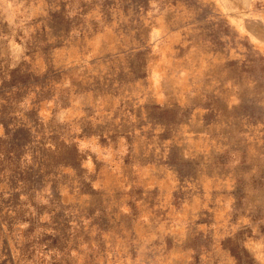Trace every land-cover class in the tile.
<instances>
[{
    "label": "clouds",
    "instance_id": "1",
    "mask_svg": "<svg viewBox=\"0 0 264 264\" xmlns=\"http://www.w3.org/2000/svg\"><path fill=\"white\" fill-rule=\"evenodd\" d=\"M83 3L90 6L89 14L81 17L85 24L98 19L104 0H99V6L97 0H83ZM197 3L203 5V15L183 31L191 32L199 25L213 33L224 45L227 59L236 62L232 65L235 72L224 82V87L229 89L228 109L232 115L229 139L234 138L238 146L229 165L233 169L230 190L215 201V223L202 235V230L194 227L190 245H184L183 237L173 240L174 251H181V245L189 247L201 264H264V0H197ZM147 4L150 7L147 16L141 7L135 18L119 11L113 15L111 8H104L105 15L113 16L115 27L141 20L150 31L141 45L137 43L140 38L136 32L128 30L124 45L127 64L122 71L117 69L116 81L111 77L107 81L101 78L96 85L77 88L64 83L67 91L63 92L62 106L59 92L50 99L45 93L54 89L57 80L63 77L57 49L65 39L77 40L80 35L75 27L58 26L57 20L70 21L76 13L66 15L61 10V0H0V85L8 82L0 95V115L5 117L3 108L6 102H12L11 95L17 99L29 97L19 104V110H26L30 100L39 95L45 104L33 123L39 121L43 127L30 126L29 136H35L38 142L39 128L40 135L55 134L64 141L67 149L61 166L75 169L73 175L82 188L90 186L103 192L107 178L126 196L125 185H136L135 177L141 173L142 164L161 165L162 171L173 167L169 162L170 133L177 125L184 124L192 112L207 115L209 124L215 116L196 85L187 86L192 72L176 60L184 53L177 50L170 59L157 51L159 60L149 55L147 49L166 44L169 26L165 16L174 10L170 0H147ZM121 39L125 37L122 35ZM43 60H47L46 75L42 74L43 70L34 72ZM120 81L127 86L121 87ZM212 83L215 85L216 81ZM116 88H120L122 95L110 111H104L101 102H92V93L100 95ZM121 100L125 102L123 108H120ZM245 100L246 110L242 109ZM41 115L45 117L42 121ZM149 135L151 140H147ZM0 138L7 139L3 123H0ZM145 141L142 155L140 146ZM45 144L53 147L50 140H45ZM149 154L152 160L145 159ZM179 155L181 163L194 159L191 152ZM4 159L0 154V160ZM204 159L208 162L207 156ZM32 160V152H25L21 163L26 167ZM3 174L0 172V176ZM25 184L19 176L11 187L0 184V264H172L174 257L167 251L168 233L163 231V226L147 236L125 233L123 238L114 234L102 237L87 227L88 220L83 224L72 220L67 222L70 227H66L60 198L67 193L58 191L53 198L48 185L30 199L31 192L21 187ZM17 195L18 206L3 207L5 201ZM33 201L47 208L41 207L38 212L32 206Z\"/></svg>",
    "mask_w": 264,
    "mask_h": 264
},
{
    "label": "rangeland",
    "instance_id": "2",
    "mask_svg": "<svg viewBox=\"0 0 264 264\" xmlns=\"http://www.w3.org/2000/svg\"><path fill=\"white\" fill-rule=\"evenodd\" d=\"M61 4V10L66 15L71 12L76 15L72 16L70 21L58 19L57 25L66 29L75 27L80 32L77 40L65 39L63 46L57 49V55L62 61L63 77L57 80L54 89L45 93L50 99L59 92L63 106V92L67 91L63 88L64 83H70L73 88H77L96 85L101 78L107 81L111 77L116 81L119 76L117 69L122 71L127 64L124 45L128 30L136 32L140 38L137 43L141 45L150 31L149 26L141 20H137L135 24H120L115 27L113 16L105 15L104 8H111L113 15L119 11L126 17L135 18L141 7L147 16L150 7L147 0H133L132 3H128V0H120V3H117V0H104L103 6H100L99 18L91 19L85 24L81 17L89 14L90 6H86L83 0H80L79 4L77 0H61ZM97 4L99 6V0ZM170 4L174 11L165 16V23L169 26V38L165 45H157L147 51L155 60H159L161 56L171 59L177 50L184 53L185 55L176 57V60L192 72L187 86L196 85L215 113L209 124L207 115L192 112L184 124L177 125L172 130L169 162L173 167L162 171L159 170L161 165L142 164L141 173L135 177L136 185H125L128 188L126 196L118 185L107 178L103 192L90 186L82 188L73 175L75 169L67 165L61 166L67 149L64 141L58 140L55 134L50 137L40 135L39 128L38 142L35 136H29L30 126L37 127L39 124V127H43L39 121H33L36 114L42 112L45 101L37 95L35 99L30 100L26 110H19V104L29 97L17 99L16 95H11L12 102H6L3 108L5 117L0 115V123L4 124V137H7L0 138V154L5 156L4 160H0V172L4 173L0 176V184L5 188L11 187L16 184V177L19 176L26 181L21 187L31 192L30 199L36 193H42L48 185H51L53 198L58 191L66 192L67 196L60 198L62 213L66 214L65 226L70 227L67 222L72 220L79 224L88 220L87 227L102 237H111L114 234L123 238L125 233L147 236L163 226V231L168 233L165 236L167 251L174 257L172 264H201L194 250L184 245L192 243L194 227L202 230L201 235L212 227L216 215L215 201L220 194L229 191L232 184L233 169L229 165L233 163L232 153L238 145L233 142L234 138L229 139V122L232 115L228 109L229 89L224 87V82L235 72L232 65L236 62L227 59L228 53L224 45L213 33L199 25L191 32L183 31L184 27H191L202 17L203 5L198 4L197 0H170ZM172 21H175V24H172ZM122 35L125 39H121ZM157 51L161 52V56L156 55ZM41 70L42 74H47V60H43L34 68V72ZM15 79L14 76L12 83H15ZM213 81H216L215 85ZM119 83L121 87L127 86L123 81ZM7 84L5 81L4 85H0V95L4 94L3 90L7 88ZM207 88H212L213 91L207 92ZM121 95L120 88H116L100 95L92 93L91 99L93 103L101 102L104 111H110ZM124 103L120 101V108L124 107ZM247 106L248 101L245 100L242 109L246 110ZM18 110L19 115L16 114ZM44 119L41 115V121ZM48 123L50 125L51 121ZM9 124L14 127L10 128ZM252 127L256 125L253 124ZM143 135L141 133V136ZM151 139L152 136L149 135L147 140ZM45 140H50L53 147H47ZM189 140L190 143H187ZM146 143L147 141L140 146L142 155ZM25 144H28L27 148L24 147ZM29 151L32 152L33 160L30 165L24 167L21 163L22 157ZM163 151L161 148V152ZM182 152H191L194 159L181 163L179 154ZM205 156L208 157V162H205ZM145 159L152 160L151 154ZM127 162L128 157H125V163ZM152 168L158 170L152 171ZM9 204L18 206V195L5 201L3 207H8ZM32 206L38 212L41 207L47 208L38 206L34 201ZM52 211L55 212L56 208ZM97 211L100 212L99 216L96 215ZM60 214L57 213L58 216ZM181 237L184 239V245H181V251H174L173 240ZM5 247L7 248V241Z\"/></svg>",
    "mask_w": 264,
    "mask_h": 264
}]
</instances>
